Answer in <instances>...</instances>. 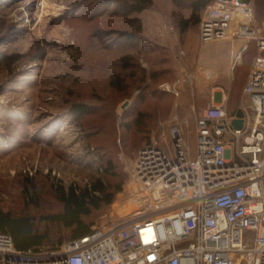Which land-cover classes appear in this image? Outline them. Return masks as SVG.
Returning <instances> with one entry per match:
<instances>
[{
	"label": "rangeland",
	"instance_id": "rangeland-1",
	"mask_svg": "<svg viewBox=\"0 0 264 264\" xmlns=\"http://www.w3.org/2000/svg\"><path fill=\"white\" fill-rule=\"evenodd\" d=\"M253 3L262 25L264 0ZM190 13L189 0H0V212L49 233L53 241L41 250L73 239L49 220L64 211L60 197L72 187L82 192L100 179L114 193L111 204L82 217L90 230L133 217L139 151L170 144L162 132L179 97L164 84L183 78L186 108L207 104L214 86L239 105L255 43L229 73L207 79L205 67L229 69L242 42L202 45L198 26L180 28ZM163 61L170 70L153 78ZM185 135L194 149V121Z\"/></svg>",
	"mask_w": 264,
	"mask_h": 264
},
{
	"label": "built area",
	"instance_id": "built-area-1",
	"mask_svg": "<svg viewBox=\"0 0 264 264\" xmlns=\"http://www.w3.org/2000/svg\"><path fill=\"white\" fill-rule=\"evenodd\" d=\"M198 36L202 44L241 41L232 69L250 44L257 47L239 108L242 127H234L238 116L222 88L196 119L194 149L174 114L170 144L139 151L133 217L51 251L19 250L0 231V264H264V23H256L253 0H215ZM163 88L180 94L174 84Z\"/></svg>",
	"mask_w": 264,
	"mask_h": 264
},
{
	"label": "trees",
	"instance_id": "trees-1",
	"mask_svg": "<svg viewBox=\"0 0 264 264\" xmlns=\"http://www.w3.org/2000/svg\"><path fill=\"white\" fill-rule=\"evenodd\" d=\"M189 4L191 8L190 18L186 21H181L180 28L185 31L191 22L198 26L199 31L200 22L204 14V12L202 14L201 12L209 5V0H189ZM136 8V10L143 9L142 6ZM162 59H166V57H162ZM165 63L163 61L162 68L153 69V78L156 77L157 73L162 76L167 74L170 68L166 67ZM82 108L83 105L75 107L80 114H83ZM120 190L121 188H118V191ZM113 198L114 193H109L108 187L100 179L82 192H78L77 189L72 187L67 191H63L60 197L65 204L64 211L52 215L49 220L52 224L71 229L73 239L79 238L91 231L90 226L83 221L82 217L89 215L94 209L101 208L102 205L111 204ZM0 231L9 233L14 239L16 248L19 250H40L42 246L53 241L51 235L40 232L29 217L16 218L9 213L0 212Z\"/></svg>",
	"mask_w": 264,
	"mask_h": 264
},
{
	"label": "crops",
	"instance_id": "crops-1",
	"mask_svg": "<svg viewBox=\"0 0 264 264\" xmlns=\"http://www.w3.org/2000/svg\"><path fill=\"white\" fill-rule=\"evenodd\" d=\"M202 45H204V44H202ZM239 47H240V45H238L237 46V48H233L232 50H231V53H230V56L228 57V59H231V65H230V67H229V69H226V70H221V71H214V70H212V69H210V68H208V67H205V69L206 70H208V72L211 74V78H213L214 80H218L219 79V77H217V76H219L218 74H220V72L221 73H223V74H225L226 75V73L228 72H230L231 71V69H232V62H233V55H234V53L236 52V50H238L239 49ZM163 48H165V46H163ZM192 56V55H191ZM190 56V57H191ZM188 59H193V56H192V58H188ZM195 59V58H194ZM197 59H201V57H200V51H198V57H197ZM204 59H206V58H204ZM180 61V60H179ZM204 67V66H203ZM251 71V70H250ZM250 73V72H249ZM249 75V74H248ZM217 77V78H216ZM210 78V79H211ZM248 78V77H247ZM212 79V80H213ZM178 81H180V83L178 84ZM184 81H183V78L180 76L179 77V79L178 80H176V82L174 83V85H176V88H178V91H179V95H178V97H179V102H177V104L175 105L176 107H175V111H174V113H173V115L174 114H178V116H179V118H180V121H181V126H182V129H185L186 127H187V125L189 126L190 125V122H195V124H196V119H197V117H199L209 106H211V102H212V94L213 93H215V95H216V98H217V100H220V97H221V92H219L218 90L220 89V88H222V89H224V87H222V86H214L213 88H212V90H211V92H210V101L207 103V104H205L204 106H201V107H199V108H196V107H194V106H189V108H186V107H184L183 105H182V99H181V92H182V90H183V88H185L184 87V83H183ZM246 82H247V80H246ZM246 84V83H245ZM245 86V85H244ZM243 89H244V87H243ZM243 89H242V93H243ZM224 92H226V90L224 89ZM226 94H227V92H226ZM242 100V99H241ZM240 104H241V101H240V103H239V105L237 106V107H234L231 103H229V100H228V109H229V112L231 113V114H236V113H238V110H239V108H240ZM172 115V116H173ZM185 121H187L188 122V124L186 125L184 122ZM167 135H169V131L167 130Z\"/></svg>",
	"mask_w": 264,
	"mask_h": 264
},
{
	"label": "water",
	"instance_id": "water-1",
	"mask_svg": "<svg viewBox=\"0 0 264 264\" xmlns=\"http://www.w3.org/2000/svg\"><path fill=\"white\" fill-rule=\"evenodd\" d=\"M237 116L238 118L233 120V125L235 128H241L243 124V120H242L243 113L241 110H238Z\"/></svg>",
	"mask_w": 264,
	"mask_h": 264
}]
</instances>
